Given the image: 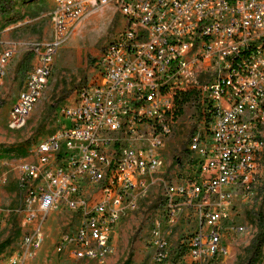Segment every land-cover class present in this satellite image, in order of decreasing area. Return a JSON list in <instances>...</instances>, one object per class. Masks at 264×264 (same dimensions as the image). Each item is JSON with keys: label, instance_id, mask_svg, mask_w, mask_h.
Returning <instances> with one entry per match:
<instances>
[{"label": "built area", "instance_id": "1", "mask_svg": "<svg viewBox=\"0 0 264 264\" xmlns=\"http://www.w3.org/2000/svg\"><path fill=\"white\" fill-rule=\"evenodd\" d=\"M112 6L120 30L94 58L92 79L59 112L56 131L19 160L17 204L0 219L20 217V250L4 264H27L42 249L44 224L67 214L52 257L103 259L121 219L164 167L175 127L174 97L199 93L202 126L189 136L184 178L160 179L167 236L182 210H194L197 229L185 237V264H211L221 252L229 206L249 196L262 174L264 151V0H57L50 14L55 42L31 44V71L8 113L23 129L42 99L57 46L95 7ZM0 56V81L12 57ZM61 121V120H60ZM193 165H199L197 173ZM1 213V211H0ZM154 234L160 233L155 221ZM236 234L243 227H231ZM152 264L168 253L154 242ZM1 256V255H0Z\"/></svg>", "mask_w": 264, "mask_h": 264}, {"label": "rangeland", "instance_id": "2", "mask_svg": "<svg viewBox=\"0 0 264 264\" xmlns=\"http://www.w3.org/2000/svg\"><path fill=\"white\" fill-rule=\"evenodd\" d=\"M57 0H0V56L12 52L0 81V216L17 204L16 181L19 160L33 161L32 150L52 135L59 123L60 110L71 104L77 90L92 79V62L120 30V15L112 6L95 7L72 27L66 40L56 48L51 76L44 95L25 127L19 131L8 128V113L21 83L31 71L33 58L27 52L31 44L54 43L55 36L50 14ZM185 92H182V94ZM190 96L173 94L175 127L165 147L164 167L152 176L154 185L138 195L136 211L129 212L119 223L111 250L100 260L76 261L68 254L53 256L59 234L61 211L52 213L44 224L45 235L41 251L27 264H152L154 242H167V258L161 264H185V249L181 243L197 229L194 210H182L172 234L167 236L165 214L158 203L160 179L176 173L177 181L184 178L189 156L186 146L193 131L202 126L199 93ZM61 120V121H60ZM264 136V127L262 128ZM174 164L172 161L176 160ZM262 174L249 196L236 195L229 206L228 224L223 233L221 252L211 264H244L250 256L252 242L264 225V151L260 157ZM197 173L199 165H193ZM20 217L5 219L6 227L0 233V244L7 247L0 254V264L20 250L24 229ZM155 221H160V233L154 234ZM231 227H243L236 234ZM4 247V246H3ZM1 252V250H0ZM256 264H264V242Z\"/></svg>", "mask_w": 264, "mask_h": 264}, {"label": "trees", "instance_id": "3", "mask_svg": "<svg viewBox=\"0 0 264 264\" xmlns=\"http://www.w3.org/2000/svg\"><path fill=\"white\" fill-rule=\"evenodd\" d=\"M191 94H197L195 91H187L181 95L186 96H190ZM175 162H177V159L172 161V164H174ZM264 242V225L260 226V230L257 233V235L255 236L252 245H251V253L250 256L247 258L246 262L244 264H256V261L258 260V257L260 255V250L262 247V244ZM4 246V247H3ZM7 247V245L5 244H0V254H2V251Z\"/></svg>", "mask_w": 264, "mask_h": 264}, {"label": "crops", "instance_id": "4", "mask_svg": "<svg viewBox=\"0 0 264 264\" xmlns=\"http://www.w3.org/2000/svg\"><path fill=\"white\" fill-rule=\"evenodd\" d=\"M8 63V62H7ZM33 64H34V60H33ZM28 75V74H27ZM27 75H26V77H27ZM25 80H26V78H25ZM25 80L21 83V85H20V89L22 88V86H23V84H24V82H25ZM20 89H19V91H20ZM19 91L17 92V94H16V96H15V100H14V102L17 100V97H18V93H19ZM14 104V103H13ZM12 104V105H13ZM12 105H11V107H12ZM11 107H10V109H11ZM4 214L2 215V216H0V219H2V218H4ZM58 221H61V225H60V227H63V225L64 224H66V222H67V214L66 213H61V216H60V218H59V220ZM49 228H51V227H47L46 228V231H44V235H46V233L48 232V230H49ZM41 251V250H40ZM39 251V252H40ZM38 252V253H39ZM37 256V255H36Z\"/></svg>", "mask_w": 264, "mask_h": 264}]
</instances>
